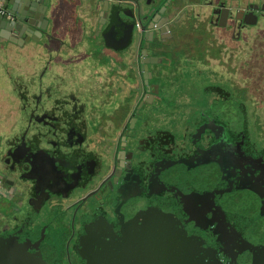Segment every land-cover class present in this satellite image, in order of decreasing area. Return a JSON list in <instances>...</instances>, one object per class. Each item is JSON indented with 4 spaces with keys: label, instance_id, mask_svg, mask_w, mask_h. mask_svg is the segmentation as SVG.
<instances>
[{
    "label": "flooded vegetation",
    "instance_id": "flooded-vegetation-1",
    "mask_svg": "<svg viewBox=\"0 0 264 264\" xmlns=\"http://www.w3.org/2000/svg\"><path fill=\"white\" fill-rule=\"evenodd\" d=\"M133 1L93 46L53 55L41 43V71L15 80L25 120L0 160V264H264V138L251 142L264 128V42L251 100L213 85L217 113L193 152L142 120L181 34L264 33V0H200L198 16L192 0Z\"/></svg>",
    "mask_w": 264,
    "mask_h": 264
},
{
    "label": "rangeland",
    "instance_id": "rangeland-1",
    "mask_svg": "<svg viewBox=\"0 0 264 264\" xmlns=\"http://www.w3.org/2000/svg\"><path fill=\"white\" fill-rule=\"evenodd\" d=\"M248 1L254 0H229L242 7ZM192 28L194 32L189 31L178 38L181 43L176 51V63H171L166 68L169 76L160 75L151 81V84L161 83L158 95L161 101L158 103L159 99L154 98L152 101L157 103L156 107L144 108L142 111V120L148 121L144 126L158 127L172 133L177 154L193 152L198 144V137L209 128L216 115L218 96L212 89L213 85L221 84L233 95L242 93L247 100H251L255 89L252 79L253 55L259 49L258 43L264 42V33H261L263 29L245 28L233 35L231 28L223 33L217 28L209 32L199 31L202 27L198 30V26ZM203 47L211 49L210 59H207V52ZM239 67L238 75L236 73ZM137 97L138 94H135L130 102L135 103ZM263 138L264 128L251 129V142L260 145Z\"/></svg>",
    "mask_w": 264,
    "mask_h": 264
},
{
    "label": "crops",
    "instance_id": "crops-1",
    "mask_svg": "<svg viewBox=\"0 0 264 264\" xmlns=\"http://www.w3.org/2000/svg\"><path fill=\"white\" fill-rule=\"evenodd\" d=\"M8 0H3L6 8ZM118 0H52L50 7L47 8L45 17L49 20L46 32L43 33L39 41L29 39L21 41L20 37L11 35V40L6 51L0 53V136L4 138L12 137L21 129V123L25 120V103L16 92L17 81H27L31 69L35 66L41 71L45 57L48 55L42 52L45 46L41 43H49V52L55 55L54 49L62 47H90L95 42L102 39L99 34L107 22H101L104 9L108 8L109 15L111 7L118 5ZM184 4L188 1L184 0ZM200 0H192L194 5V15L200 10ZM17 6L9 3L7 9L13 11ZM174 12L169 16L175 18ZM16 38V39H15ZM25 40V39H24ZM54 43V46L52 45ZM58 44V46L56 45ZM41 51V52H40ZM82 54H68L66 57H80ZM15 68V69H14ZM9 69V70H7ZM17 69V70H16ZM44 70H42V73ZM17 75L15 76V74ZM49 72L42 77L43 86L48 80Z\"/></svg>",
    "mask_w": 264,
    "mask_h": 264
},
{
    "label": "water",
    "instance_id": "water-1",
    "mask_svg": "<svg viewBox=\"0 0 264 264\" xmlns=\"http://www.w3.org/2000/svg\"><path fill=\"white\" fill-rule=\"evenodd\" d=\"M118 5L116 4L114 7H111L110 15L108 8L104 10V18H110L114 14L115 7H119V5L126 4L128 7H131L133 4V0H118ZM12 5L15 3L13 11H11L15 15V19H9L7 17H0V53L6 51L7 46L14 39L12 36L20 37L21 41H28L29 39H33L39 41L37 35L41 38L43 33L46 32L49 20L45 17V13L48 7H50V3L52 0H8L6 8L10 3ZM151 7V5H149ZM120 10V9H119ZM153 14V9L148 12V16ZM155 21H152V24L149 29H154ZM246 23L254 24L256 23V19L254 21H246ZM16 39V38H15ZM25 39V40H24ZM153 39V32L151 33V40ZM10 137L4 138L0 136V160L7 154L6 147L9 146ZM1 163V161H0ZM2 173V171L0 170ZM0 173L2 175V179H6L7 176ZM180 255L178 258L180 259Z\"/></svg>",
    "mask_w": 264,
    "mask_h": 264
},
{
    "label": "built area",
    "instance_id": "built-area-1",
    "mask_svg": "<svg viewBox=\"0 0 264 264\" xmlns=\"http://www.w3.org/2000/svg\"><path fill=\"white\" fill-rule=\"evenodd\" d=\"M0 17L15 19V15L10 10L4 7L3 0H0Z\"/></svg>",
    "mask_w": 264,
    "mask_h": 264
}]
</instances>
